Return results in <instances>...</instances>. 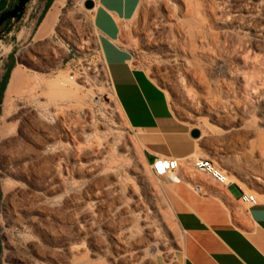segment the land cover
Here are the masks:
<instances>
[{"label":"rangeland","instance_id":"1","mask_svg":"<svg viewBox=\"0 0 264 264\" xmlns=\"http://www.w3.org/2000/svg\"><path fill=\"white\" fill-rule=\"evenodd\" d=\"M79 1L62 0L60 12L53 26L42 39H36L33 32L29 34L33 29L34 19L26 18L27 8L18 21H10L0 28V79L6 65L11 63L10 54L13 55L10 73L16 68L25 72V82L21 85L19 93L12 97L11 105L6 111L3 109L6 88L0 97V150H6L8 142L24 137L28 128L49 112L57 115L60 121L66 120L77 124L79 136L75 137L74 141L71 137L70 145L75 157L74 165L80 166L82 173L79 176L76 171L73 172V181L76 184L72 187V198L69 200V211L72 216L69 238L65 239L60 233L55 239L37 238L20 229L12 231L5 207L13 198L30 190L36 198H41L44 187L41 184L26 183L23 177L5 166L0 159V264H122V255L127 259L126 264H182L183 234L175 219L177 187L182 185L193 191L192 186L200 183L203 186L218 185L225 190L208 175L197 172L193 167L194 160L197 158L211 160L226 175H232L239 180L238 183L233 182L234 184L239 185L247 193L260 195L257 196L258 201L264 203V169H261L263 172L253 170L246 176L242 166L245 164L244 155L249 160L251 156L254 158L256 155L250 153L251 145L256 147V143H253L257 139L256 135L238 138L226 133L229 130L231 134H236L242 132L245 126H249L264 135L261 114L264 101L253 98L251 107L242 115L243 122H238V125L233 126V123L229 122L228 127L210 122L207 114L202 112L205 106L210 104L221 107L229 105L232 101L230 94L225 93L224 87L222 90L217 88L216 80L219 84L227 83L230 68L238 67L240 61L229 60L225 55L215 56L214 77L210 79L212 82L209 80L211 89L208 92L205 86L197 84L190 75H187V65L181 60L180 52H177L176 57L166 58L164 56L166 45L158 41L157 45H147L144 39L143 33L150 30L155 34L154 37L159 39L158 34L152 29L154 22L165 24V33L178 37L180 28L177 27L186 20L183 12L185 0H142L136 14L125 27L127 45L133 51L138 65L165 92L174 118L182 128V134L161 138L159 142L151 145L144 138L154 137L153 134L130 129L122 111L116 107L105 65L96 47L90 13L83 4H79ZM212 1L216 5L214 27L220 39L234 38L238 35L246 37L242 31L244 26L239 25L237 20L239 15L249 10L257 1ZM222 1L225 5L221 10V5H218ZM3 6L0 0V11ZM220 11L236 15V20L220 22L218 20ZM169 14L173 15L171 19L168 18ZM67 21L77 25V32H73L72 38L62 34V27L72 28L70 23L66 24ZM253 21L255 30H261L260 35L251 31L254 50L264 55V16L258 14ZM21 29L26 31V35L16 41L14 33ZM78 38H88L90 49L87 51L78 49L76 46L80 42ZM43 42H52L54 44L51 47L58 48L59 57L57 56L56 64L45 65L42 55L35 52L31 53L38 57L36 60L38 64L32 62L26 55L22 56L25 50L32 51L31 48L34 47L39 49ZM11 47H14L13 53H10ZM247 73L249 75L252 73L250 63ZM65 75L70 79L66 86L70 92L67 103L56 104L55 101L49 100L41 89L38 90L39 85H46L50 80ZM180 81L183 84H180ZM187 91L190 96L187 95ZM195 118L198 120H192ZM206 120L208 123H205ZM182 121L191 129L198 128L202 132V138L197 141L191 138L189 136L191 129L182 124ZM211 124L215 126V131L209 134L208 126ZM170 139H181L186 144L183 147L175 146L169 143ZM124 144L130 147V154L127 155L124 149H117L115 156L111 158L112 148ZM212 145L220 147L221 151L212 152L210 149ZM146 149L152 150L158 156L179 159L180 168L174 173L156 177L145 158ZM128 166L140 170L142 176L139 177L130 170L126 171ZM109 174L113 177H107ZM133 177L146 210L148 213L154 212L149 214L147 222L155 239L149 237L140 227L134 228L130 243L125 242L124 253L114 248L113 235H118L125 241L123 235L128 229L126 225L128 214L123 207L128 205L127 211L131 212L132 205L124 191ZM254 177H259L261 181L256 182ZM141 178L146 182H139ZM231 191L235 193V188H231ZM203 192L204 189L201 194ZM168 249L173 252L161 259L159 256L163 257V252Z\"/></svg>","mask_w":264,"mask_h":264},{"label":"bare ground","instance_id":"2","mask_svg":"<svg viewBox=\"0 0 264 264\" xmlns=\"http://www.w3.org/2000/svg\"><path fill=\"white\" fill-rule=\"evenodd\" d=\"M256 1L257 2L254 5H251L249 10L243 13L241 12L242 14L239 15V19L237 20L239 25L241 24L242 27L244 26V30L242 31L247 35L246 37L238 35L234 38L224 37L223 39H220V36L215 31L214 27L216 5L212 0H185L183 12L186 20L179 23L177 27L180 28V34L178 37L167 35L164 31L165 24H162L161 22H154L152 26L154 32L158 34L159 39L154 37L155 34H153L151 30L143 33L147 45H157V41L166 45L167 49L164 53L166 58L172 56L176 57L177 52H180L181 60L185 61L187 65V75H190L197 84L205 86L208 89V92L211 89L210 83L213 81L210 79L214 77L213 58L215 56L225 55L229 60L240 61L238 67L230 68L229 81L227 83L219 84L218 80H216L217 88L222 90V87H224L225 93L230 94L232 101L229 105L227 104L221 107L219 105V107L210 105L206 101L208 106H205L202 112L207 114L210 122L224 124L228 127L229 122L233 123V126H235V124L238 125V122H243L242 115L251 107L253 98L264 101V55L254 50V40L251 35V31L258 32V35L261 34L259 32L261 30H255L253 24L255 20L253 21V18L258 14L264 16V0ZM61 5L62 0H58L56 4L52 6L51 10L40 25L37 36H42L51 29L60 12ZM220 5L222 10L225 2L222 1L218 6ZM172 16L169 14L168 18L171 19ZM235 16L236 15L220 11L218 20L220 22H233L236 20ZM69 23L72 25V28L61 26V29L62 34L72 38L73 32H77V25L69 21L66 22V24ZM242 27L240 28L242 29ZM79 40L80 42L76 45L78 49L86 51L90 49L88 38H80ZM53 44L52 42H43L39 49L34 47L31 48L32 51L25 50L22 53V56L26 55L32 62L38 64L36 61L38 57L36 58L33 53H31L35 52L42 55V59L46 62L45 65L56 64L59 57L57 55L58 48L56 49L55 46V48L51 47ZM249 63L252 66L251 75L248 74L249 72L247 73ZM24 73L25 72L19 68H16L11 72L4 96L3 109L5 111L8 109L9 105H11L12 97L19 93L21 85L25 82ZM69 81L70 79L65 75L50 80L46 85L40 86L38 84L39 86L37 88L38 90L41 89L43 93L48 96L49 100L55 101L56 104L58 102L67 103L69 101L70 92L66 89V86ZM180 84H183V82L180 81ZM187 95L190 96L189 91H187ZM112 97L115 100L116 107L121 111L115 96L112 95ZM227 106H229V108ZM261 114L264 123V105ZM192 120L197 121L198 118ZM208 120H206L205 123H208ZM214 127L215 126L212 124L208 126L209 134L214 133ZM77 130V124L66 120L60 121L57 115H52L48 112L47 115L40 117L35 124L28 128L24 137L14 139L10 143L8 142V148L4 151L0 150V159L5 166L23 177L26 183H31L33 185L41 184L44 187V192L41 198H36L34 193L30 190V192L28 191L20 194L18 197L16 196L6 205L5 210L9 216L12 231L20 229L31 236H36L37 238L55 239V236L59 233L65 239L69 238L72 217L70 213L71 211H69V200L72 198V187L76 184V182L73 181V172L76 171L79 176L82 174L81 167L74 165L75 157L70 145V138L72 137V141H74L75 137L79 136ZM226 133L231 137L237 136L238 138L256 135L257 139L253 142L256 143V147L252 145L250 147V153H256V155L254 158L251 156L250 160L244 155L245 164L243 163L242 166L245 169L244 173L246 176L249 175V172H253V170L264 169V135L262 132L249 128V126H245V129L242 132L231 134V132L227 130ZM200 138H202L201 131L200 136L196 138V141L200 140ZM117 149H124L127 155L130 154V147L124 144L112 148L110 152L111 158L115 156ZM210 149L214 153L221 151V148L216 145H212ZM127 168L128 170L126 169V171L129 172L130 170L134 174H138L139 177L142 176L140 170L131 169L129 166ZM261 171L263 172V170ZM107 177L112 178L113 175L109 174ZM135 177L130 179V185L124 191L128 194L132 205L130 208L131 212H128V205L123 207V210H126L125 212L128 214L126 219L128 229L127 233L123 235L125 241L118 235H113V238L115 239L114 248L124 253L126 251L125 242L128 244L130 243L134 228L140 227L149 237L155 239V235L151 233V226L147 222V218L150 216L149 214H154V212L149 211L148 213L146 210L145 205L141 200L139 188L136 186ZM254 179L256 182L261 181L259 177H254ZM139 182L144 183L146 180L141 178ZM227 182L238 183L239 180L236 177L227 174ZM223 192L228 196L227 191L223 189ZM92 196L95 197V195ZM257 196L260 197V195ZM119 200L120 199H118V202ZM119 203L121 205V202ZM37 213L40 216H38ZM174 243L177 244V242ZM163 246H165V244ZM172 252V250L168 249L166 252H163V257H159L163 259ZM121 263H127L125 255L121 256Z\"/></svg>","mask_w":264,"mask_h":264},{"label":"crops","instance_id":"3","mask_svg":"<svg viewBox=\"0 0 264 264\" xmlns=\"http://www.w3.org/2000/svg\"><path fill=\"white\" fill-rule=\"evenodd\" d=\"M15 1L1 0L4 6L0 12ZM57 1L30 0L26 6V18L34 19L29 34L33 32L36 39L44 38L50 31L37 36L40 25ZM92 1L93 8L88 11L96 47L128 127L153 134L155 138H144L151 145L161 138L182 134L165 92L138 65L133 51L127 45L125 27L136 14L142 0ZM45 7L47 9L37 23ZM14 34L18 41L25 37L26 31L21 29ZM13 51L14 47H11L10 53ZM182 124L189 127L184 121ZM168 141L175 146L183 147L186 144L181 139ZM155 156L158 155L152 150H145L148 163ZM222 186L228 196L218 185L203 186L202 194L182 185L177 187L175 219L183 234L182 264H264V203L245 206L239 200L242 192L239 185ZM233 187L235 193L231 191Z\"/></svg>","mask_w":264,"mask_h":264},{"label":"built area","instance_id":"4","mask_svg":"<svg viewBox=\"0 0 264 264\" xmlns=\"http://www.w3.org/2000/svg\"><path fill=\"white\" fill-rule=\"evenodd\" d=\"M85 0H80L79 4H83ZM194 169L199 172L208 175L214 182L224 186H230L233 182H227V175L225 172L218 168L211 160L207 158H197L193 162ZM180 168V162L177 158L155 156L150 163V169L156 177L166 176L167 174L174 173ZM237 185V184H236ZM193 191L197 194H201L203 185L195 183ZM239 200L249 207L257 206L260 204L256 195L247 193L242 190Z\"/></svg>","mask_w":264,"mask_h":264},{"label":"water","instance_id":"5","mask_svg":"<svg viewBox=\"0 0 264 264\" xmlns=\"http://www.w3.org/2000/svg\"><path fill=\"white\" fill-rule=\"evenodd\" d=\"M30 0H16V3L11 7L2 12H0V27L7 21L11 20L13 22L18 21L25 12L26 6L29 4ZM83 6L87 10L93 8L92 0H85ZM189 136L196 139L200 136V131L197 128H193L189 131Z\"/></svg>","mask_w":264,"mask_h":264},{"label":"trees","instance_id":"6","mask_svg":"<svg viewBox=\"0 0 264 264\" xmlns=\"http://www.w3.org/2000/svg\"><path fill=\"white\" fill-rule=\"evenodd\" d=\"M46 9H47V7H45L44 10L42 11L41 15L39 16V18L37 20V23L40 22L43 14H44V11ZM7 22L9 23L10 21L7 20L6 23ZM9 60L11 61V63H9V64L6 65L5 70H4V73H3V75H2V77L0 79V97H1L2 93L4 92V90L6 88V85L8 84V81H9V78H10L9 74H10V71H11V69L13 67V55L12 54L9 55Z\"/></svg>","mask_w":264,"mask_h":264},{"label":"flooded vegetation","instance_id":"7","mask_svg":"<svg viewBox=\"0 0 264 264\" xmlns=\"http://www.w3.org/2000/svg\"><path fill=\"white\" fill-rule=\"evenodd\" d=\"M16 3V1L12 4V6ZM12 6H10L9 8H11ZM11 21V20H9ZM8 23V22H7ZM6 24V22L3 24V26Z\"/></svg>","mask_w":264,"mask_h":264}]
</instances>
